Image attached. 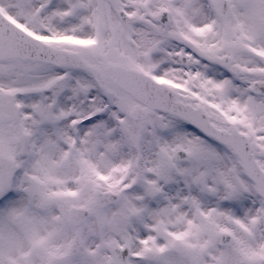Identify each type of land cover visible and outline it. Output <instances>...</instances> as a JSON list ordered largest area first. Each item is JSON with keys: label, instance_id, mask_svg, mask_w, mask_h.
Listing matches in <instances>:
<instances>
[{"label": "snow or ice", "instance_id": "1", "mask_svg": "<svg viewBox=\"0 0 264 264\" xmlns=\"http://www.w3.org/2000/svg\"><path fill=\"white\" fill-rule=\"evenodd\" d=\"M0 264H264V0H0Z\"/></svg>", "mask_w": 264, "mask_h": 264}]
</instances>
